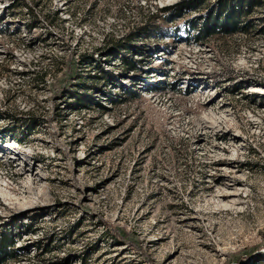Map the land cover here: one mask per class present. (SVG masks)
<instances>
[{"label": "rangeland", "instance_id": "1", "mask_svg": "<svg viewBox=\"0 0 264 264\" xmlns=\"http://www.w3.org/2000/svg\"><path fill=\"white\" fill-rule=\"evenodd\" d=\"M182 1L0 0V264H264V0Z\"/></svg>", "mask_w": 264, "mask_h": 264}, {"label": "trees", "instance_id": "2", "mask_svg": "<svg viewBox=\"0 0 264 264\" xmlns=\"http://www.w3.org/2000/svg\"><path fill=\"white\" fill-rule=\"evenodd\" d=\"M190 1L183 0L182 2L176 4V6L172 8L166 7L164 10L170 8L172 9V13L167 15L169 18L183 16L186 12V7L190 4ZM251 4L252 0H220L218 6L215 8L208 9L204 14L193 16L190 19V23L195 30V39L204 40L216 33L228 34L237 31L249 30V22L246 18H244L248 10H245L244 8L245 6H250ZM193 6L197 9L201 5L196 4ZM126 61L128 62V60ZM13 246L14 240L10 231H0V261L9 257Z\"/></svg>", "mask_w": 264, "mask_h": 264}, {"label": "bare ground", "instance_id": "3", "mask_svg": "<svg viewBox=\"0 0 264 264\" xmlns=\"http://www.w3.org/2000/svg\"><path fill=\"white\" fill-rule=\"evenodd\" d=\"M206 122H207V121H204L203 123H205V125H206Z\"/></svg>", "mask_w": 264, "mask_h": 264}]
</instances>
